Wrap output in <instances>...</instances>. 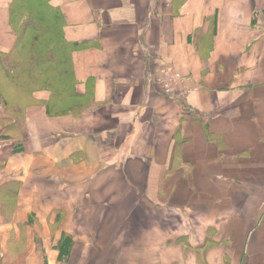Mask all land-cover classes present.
<instances>
[{
	"label": "crops",
	"instance_id": "0c3cea01",
	"mask_svg": "<svg viewBox=\"0 0 264 264\" xmlns=\"http://www.w3.org/2000/svg\"><path fill=\"white\" fill-rule=\"evenodd\" d=\"M11 2L0 0V52L16 41ZM54 3L66 39L88 41L73 67L89 103L49 115L51 93L35 91L22 151L1 136L0 103V264H72L78 242L140 226L164 245L156 264H264V0ZM166 66L183 76L171 93Z\"/></svg>",
	"mask_w": 264,
	"mask_h": 264
},
{
	"label": "trees",
	"instance_id": "16d2710c",
	"mask_svg": "<svg viewBox=\"0 0 264 264\" xmlns=\"http://www.w3.org/2000/svg\"><path fill=\"white\" fill-rule=\"evenodd\" d=\"M210 21L208 31L197 37V44L201 48L212 44L217 17ZM66 24L62 8L54 0H12L10 25L16 41L10 51L0 52V103L10 117L17 114L20 122L5 124L2 138H11L10 134L14 131L22 132L20 127L24 124V109L36 102L35 91L47 90L51 93L46 102L49 115L79 112L88 106L89 102L83 100L84 94L76 91L73 67L74 52L88 41L67 40ZM15 95L24 97V101ZM3 122H7V119ZM21 138L16 151L23 149ZM65 239L64 234L61 259H66L69 252Z\"/></svg>",
	"mask_w": 264,
	"mask_h": 264
},
{
	"label": "rangeland",
	"instance_id": "374dc122",
	"mask_svg": "<svg viewBox=\"0 0 264 264\" xmlns=\"http://www.w3.org/2000/svg\"><path fill=\"white\" fill-rule=\"evenodd\" d=\"M180 79L183 78L182 74L180 73ZM17 97H20L24 101V97L15 95ZM17 114H13L7 122H3L2 124L5 125L7 123L20 122V118L17 117ZM15 124V123H14ZM22 132L14 131L12 132L11 139L14 141V144L16 146H19L18 140L19 138H23ZM21 138V139H22ZM220 183H226V181H219ZM16 183V182H13ZM236 190V189H235ZM5 192V189H1L0 193ZM234 191V190H233ZM11 195V194H10ZM15 194L11 195L12 197L9 209L5 210V216L11 215L12 209L14 210L15 207V199H17V196H14ZM234 193H227L222 196V198L227 199V197L234 196ZM2 197V195H1ZM94 215H96V212H93ZM108 216V212H106ZM129 216V212H127V217ZM125 229V227H121V230ZM131 229V228H130ZM148 228L144 226L138 227V229H135V233L133 236H123L119 235V237L114 236L111 237L112 239L110 242L101 243L98 242L95 237H90V240L87 243H81L78 242L77 246L74 249V257L72 260V264H133L134 262H137L138 264H145L146 260L144 259L146 256H151V254H156L157 257L153 260L155 264L157 261H159V258L162 257L164 254V245L159 243L158 241H155L154 239H150V236L146 235V230ZM132 231V230H131ZM122 232V231H121ZM63 238V237H62ZM115 239L120 240L119 243H116ZM160 239V238H159ZM115 241V242H114ZM83 250H89L91 257L89 259H85L84 261L82 258ZM117 251L122 253V258L117 259L114 257V255L117 254ZM76 254V255H75ZM77 257V258H76ZM150 261V260H149ZM82 262V263H81ZM150 263V262H149ZM152 264V263H150Z\"/></svg>",
	"mask_w": 264,
	"mask_h": 264
},
{
	"label": "built area",
	"instance_id": "2783aa9c",
	"mask_svg": "<svg viewBox=\"0 0 264 264\" xmlns=\"http://www.w3.org/2000/svg\"><path fill=\"white\" fill-rule=\"evenodd\" d=\"M161 73L163 74L162 82L164 91L171 93L175 82L180 79V72L175 71L172 66H166L161 70Z\"/></svg>",
	"mask_w": 264,
	"mask_h": 264
}]
</instances>
